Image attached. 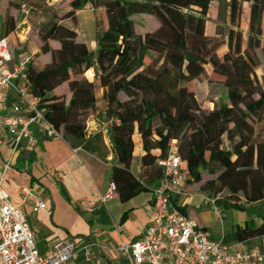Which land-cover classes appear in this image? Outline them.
<instances>
[{
    "label": "trees",
    "instance_id": "16d2710c",
    "mask_svg": "<svg viewBox=\"0 0 264 264\" xmlns=\"http://www.w3.org/2000/svg\"><path fill=\"white\" fill-rule=\"evenodd\" d=\"M222 1L70 0L72 11L67 18L74 19V11L91 6L95 52L77 40L74 30L56 22L39 33L40 52L50 54V61L41 68L29 62L25 75L28 95L38 100L45 118L70 148L94 153L100 136H87L86 125L88 117L98 111V82L103 90V114L109 122L111 182L120 201L154 190L163 178L156 161L164 158L175 142L187 184L200 182L201 170L215 174L217 169L216 179L203 184L199 192L208 193L222 211L259 214V209L248 206L264 203V72L260 83L254 74L259 66L255 50L260 46L264 0H229L226 27H216L209 36L208 8ZM244 2L249 4L245 48L239 30ZM99 12L103 18L97 20ZM137 14L154 17L158 28L136 35L132 16ZM15 27V21L7 19L5 35ZM50 41L59 48L51 49ZM220 47L226 48L221 57L217 55ZM205 66L224 78L227 97V103L207 112L187 88L204 73ZM88 70H93L94 82L84 77ZM64 84L68 100L55 94ZM120 96L125 99L121 101ZM135 134L143 153L137 160V173L132 171ZM224 137L228 149L223 148ZM222 192L227 196L214 199ZM177 201L174 205L186 216ZM223 239L227 244L264 241V215L260 226L246 223Z\"/></svg>",
    "mask_w": 264,
    "mask_h": 264
},
{
    "label": "built area",
    "instance_id": "2783aa9c",
    "mask_svg": "<svg viewBox=\"0 0 264 264\" xmlns=\"http://www.w3.org/2000/svg\"><path fill=\"white\" fill-rule=\"evenodd\" d=\"M29 62L26 54L13 57L5 35V21L0 15V152H7L0 166V264H67L76 261L80 252L94 250L98 244L64 240L41 254L23 206L29 204L32 213H37L45 209L44 202L34 188H22L21 202L15 205L4 188L9 174L17 171L18 159L32 153L38 145V136L52 142L62 140L61 132L45 118L38 100L28 95L25 75ZM156 165L162 169L163 178L152 191L149 222L138 239L121 242L115 248V252L126 256L127 264H264V248L241 250L225 243L223 237L210 239L174 205L176 199L188 196L175 142ZM115 196L116 187L111 182L101 202ZM206 202L221 220L222 210L214 200ZM177 206H181L178 201ZM82 207L93 213L98 204L86 203Z\"/></svg>",
    "mask_w": 264,
    "mask_h": 264
},
{
    "label": "rangeland",
    "instance_id": "374dc122",
    "mask_svg": "<svg viewBox=\"0 0 264 264\" xmlns=\"http://www.w3.org/2000/svg\"><path fill=\"white\" fill-rule=\"evenodd\" d=\"M229 0L222 2H213L210 4L207 12L206 26L208 32H214L216 27L225 28L227 24V3ZM70 0H0V15L6 21L12 18L15 21V32L10 34V46L13 57L20 54H26L30 58V62L37 68L43 67L50 61V54H42L40 52L41 42L39 33L41 30L52 22H56L64 27L70 28L77 33L78 41H83L91 52V48L95 45V21L94 13L91 6L85 5L81 10L74 11L75 18H67V14L71 12ZM96 14V13H95ZM96 16V15H95ZM97 20L103 18L99 12L96 16ZM134 22V31L138 36H143L146 33L153 32L158 28L157 20L145 14H137L132 16ZM249 4H241V13L239 18V30L243 35V48L247 43L249 34ZM260 46L255 50L259 66L255 69V79L260 83L261 76L264 72V22L261 25V36L259 37ZM51 49H58L59 44L53 41L49 42ZM226 51L225 47H220L217 50V55L221 57ZM204 73L190 82L187 85L188 90L194 92L196 100L201 108L207 110L227 103L226 88L224 87V78L213 74L210 66H205ZM58 95L63 99L68 100L69 93L67 85H62L58 91ZM124 98L120 96V99ZM104 122V120H102ZM106 123V122H105ZM109 124H107V127ZM106 128V127H105ZM52 142V141H50ZM47 144V143H46ZM102 144L103 156L109 154V148ZM44 144L39 145V149ZM223 148L228 149L229 145L225 137L223 138ZM37 153V158L30 164V171L38 184L37 192H41L46 210L43 212L32 213L31 210L25 208L24 213L30 227L37 233V239H43L47 233H62L67 227H71L72 210L76 200L74 197L79 194H85L91 190L95 177H91L86 166L81 163L80 159L94 160L83 152H78L77 155L72 153V149L67 148L63 144V140L56 141L54 145L49 144L45 154ZM108 164L109 162L104 161ZM255 163V162H254ZM90 167H92L90 165ZM16 168L20 169L19 164ZM23 168V167H22ZM215 168V167H212ZM211 174L209 170H201V180L198 183L187 184L189 195H201L205 199L208 198V193H200L199 189L207 181L215 180L219 171ZM110 173L107 171L103 176L104 182H107ZM111 180L108 181V185ZM107 188L105 193L107 192ZM68 196H66V194ZM227 196L226 192H222L214 197V199H223ZM69 197V198H67ZM191 197V196H190ZM69 199V200H68ZM201 198H198L200 200ZM213 200V198H212ZM90 202L81 199L77 202V209L81 213L80 216L87 218L86 222L89 225L90 218L93 213H87L82 205ZM98 204V203H97ZM102 204V203H101ZM53 205H56V214L53 216ZM103 205V204H102ZM195 211L206 210L204 216L206 221L212 224L217 223V216L212 211L210 204H205L199 207H193ZM75 211V210H74ZM234 211V210H228ZM223 213V211H222ZM221 213V214H222ZM90 214V215H86ZM84 222L85 226L86 223ZM80 227V225H78ZM84 226V225H83ZM74 227L71 231H77ZM64 233V232H63ZM52 236H48L50 239Z\"/></svg>",
    "mask_w": 264,
    "mask_h": 264
},
{
    "label": "crops",
    "instance_id": "0c3cea01",
    "mask_svg": "<svg viewBox=\"0 0 264 264\" xmlns=\"http://www.w3.org/2000/svg\"><path fill=\"white\" fill-rule=\"evenodd\" d=\"M206 33L209 36H212L214 34V32L210 33L208 31H206ZM9 37L10 35H8V39ZM91 52H95V45L93 48H91ZM84 77L89 82H94L93 70H88L84 74ZM57 91L58 89L55 90V94L57 93ZM102 96L103 90L102 88H100L98 82H95V99L98 111L88 117L86 132L87 136L96 134L100 136V143L96 145V151L94 153H90L84 151L81 147L75 148L80 149V151L78 152H83L90 158L95 159V161H84L83 159L79 158L81 163L86 166L87 171L90 172L91 177H95L93 185L91 186V190L85 194H79L74 197L73 200H76V202L71 212L72 224L70 228L67 227V229L63 231L64 233H54V231H50L47 233V236H43V239H37V233L31 228L34 234V240L37 249L41 254L46 253L51 245L64 240H70L76 244H81L82 242L89 240L98 244V247L94 250L80 252L76 261L69 262L67 264H127L128 260L126 256L115 252V248L121 242H131L138 239L144 227L148 224L149 216L151 213L152 192L141 193L126 202L120 201L118 195L116 194L114 198L106 200L103 203L101 202V198L105 194L108 181L111 180V169L113 165V155L110 149L108 138L109 126L107 127V124H109V122L105 120L103 114L105 103L102 99ZM9 98L12 99V95H9ZM124 99L125 98H122L120 100L123 101ZM212 109H209L207 111H211ZM102 120H104V122ZM38 140V145L32 153L22 155L18 159L16 166L19 164L20 169L16 168L15 166L17 171H12L4 184L5 190L10 195L11 202L15 205H18L21 202L20 191L22 188H34L39 200L43 201V199H41V192H37L38 184L36 183V180L30 171V164L35 161V159L37 158V153H39V151H41V154H45V152L48 150L49 144L54 145V143L56 142L47 141L40 136H38ZM133 141L134 152L132 171L134 173H137V160L138 157L143 153L141 150L140 138L137 134L133 136ZM42 143L44 145L41 149H39V145H41ZM101 143L109 148L108 155L103 156ZM63 144L70 149V147L64 141ZM75 149H72V153H74L73 150ZM77 153H75V155H77ZM6 154V150L0 152V166ZM152 154L157 155L158 151H153ZM101 158H104V161H107L109 163H103L102 161H100ZM90 165L92 167H90ZM107 171L110 173V175L107 182H104L103 176ZM66 196L68 195L66 194ZM198 198L201 199L198 200ZM81 199L98 203V208L94 212V214H86L91 216L89 225L86 223L88 219L80 216L81 213L77 209V202ZM178 203L184 208L186 216L194 221L200 227V229L210 239L213 240H217L223 237L225 234L235 230L236 228H243L246 223H252L255 227H258L261 225L262 216L264 215V203H257L248 206V208L259 209V214L248 215L245 212L226 210L221 214V220L217 217V223L212 224L210 221H206L204 219V216L207 213L205 209L201 210L200 212L193 209L194 206L202 207V205L208 204L203 196L188 194L187 197L178 199ZM55 206L56 205H53V216L56 214ZM25 208L31 210L29 204L23 206V212ZM46 208L47 207L45 205V209L39 212L45 211ZM216 216L217 215L215 214V217ZM84 222L86 223V226ZM78 225H80V227ZM74 227H77L78 230L71 231L72 229H74ZM48 236L52 237L50 239H47ZM231 245H236V248L241 250L254 247L264 248V241L262 239H254L245 243H231Z\"/></svg>",
    "mask_w": 264,
    "mask_h": 264
}]
</instances>
